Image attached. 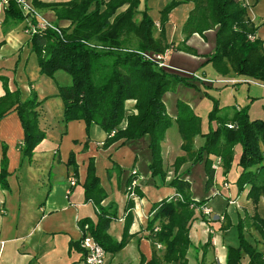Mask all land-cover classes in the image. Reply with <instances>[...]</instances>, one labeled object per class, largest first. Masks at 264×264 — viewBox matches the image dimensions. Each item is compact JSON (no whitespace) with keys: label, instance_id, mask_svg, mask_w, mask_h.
<instances>
[{"label":"trees","instance_id":"16d2710c","mask_svg":"<svg viewBox=\"0 0 264 264\" xmlns=\"http://www.w3.org/2000/svg\"><path fill=\"white\" fill-rule=\"evenodd\" d=\"M181 1L184 0H167L164 3L159 10L156 27L145 6L137 9L138 0H66L51 3L32 0L35 5L51 6L55 20L68 21L67 25L61 26V35L47 28L29 36L30 49L35 54L41 73L51 76L56 69H61L70 76L69 83L59 85L57 92L62 100L63 122L82 119L86 129L91 123H96L106 133L103 145L115 140L122 144L129 138L147 133L151 153V160L147 164L148 175L161 179L165 176L160 144L164 131L175 123L179 132V147L184 153L174 157L172 174L165 181L180 198L172 195L151 203V213L146 222L151 255L145 260L140 254L138 264H188L185 254L192 244L188 228L195 218L193 208L189 205L198 206L207 200V197L194 198L189 181L182 176L188 173L192 164L202 162L205 190L213 184L215 168L212 156L219 155L223 178L232 171L236 190L246 187L245 197L250 199L253 206L264 194V118L250 117L247 109L239 107L229 117L231 126H227L225 119L218 118L215 106L208 113L216 118V124L201 131L197 115L182 99L175 100L176 113L171 117L161 99L163 92L177 83L193 85L192 81L156 66L135 51L181 49L195 53L194 48L185 43V39L193 32L203 36L204 30L216 25L214 46L206 61L218 72L232 70L246 78L264 81L262 40L256 36L253 39L247 37L248 33H254L256 25L246 16L240 0H190L192 6L180 28L182 38L178 42L167 41L164 36L167 13ZM3 18L22 19L13 0H7ZM156 28L158 30L154 34ZM0 80L3 87L0 117L9 108L16 111L22 128L19 150L30 158L33 147L44 136V131L37 125L36 106L40 100L34 91L23 97L18 87L10 90L4 75H0ZM126 99L134 100L133 110L128 113H125ZM122 119L124 125L119 127ZM195 135L201 136L197 145L193 144ZM236 146L238 152L235 151ZM184 162L187 166L179 169ZM66 164L70 165L74 174L76 162L72 150L68 152ZM7 173L5 144L1 143L2 188L7 187ZM131 176L126 180L127 186ZM82 189L83 199L92 201L97 208L93 220L86 216L78 218L81 234L87 231L105 251H117L129 236L127 227L131 199L125 202L127 211L121 236L115 239L106 231L113 211L100 204L105 193L99 185L91 157L85 166ZM132 190L136 195H141L135 185ZM246 217L237 216L231 224L236 241L224 245L225 264H264L262 251L256 245L261 242L264 246V216L255 209ZM155 221H158V228L153 230ZM246 225L253 230L250 237L245 234ZM155 242L161 245L159 254L155 252ZM205 242L203 244H207ZM71 243L79 244V239Z\"/></svg>","mask_w":264,"mask_h":264},{"label":"crops","instance_id":"0c3cea01","mask_svg":"<svg viewBox=\"0 0 264 264\" xmlns=\"http://www.w3.org/2000/svg\"><path fill=\"white\" fill-rule=\"evenodd\" d=\"M39 1L51 3L66 0ZM166 1L138 0L137 9L147 6L148 13L154 15V22H157V11ZM240 2L245 6L248 19L256 25L254 36L262 40L264 47V0ZM33 5L47 19L60 26L67 25V20H55L51 6ZM191 6L192 1L184 0L168 11L164 26L166 40L179 41L182 38L181 23ZM123 7L124 5L119 9ZM151 11H154L153 15ZM215 28L216 25L207 28L203 36L193 32L185 39V43L193 47L195 53L168 49L166 60L172 67L168 68V71L186 75L187 72L195 73L193 71L199 66L209 67L210 62L206 61V58L214 46ZM204 70L201 71L202 75L198 74L204 79L191 80L193 85L183 87L184 85L177 83L175 93L169 90L163 92L161 99L170 116L175 115L174 98L178 97L177 92L180 93V99L186 101L191 109L198 105L203 98L201 91H206L205 87L212 85L206 81L210 78L204 76L206 71ZM0 75L6 77V85L10 90L18 87L23 97L34 91L40 100L36 106L37 125L44 131L43 138L33 147L30 158H27L18 146L22 128L16 111L9 108L0 117V152L1 143H4L8 171L7 187H0V264H83L80 244L71 242L81 236L78 218L86 216L93 220L96 216V205L90 200L83 199L82 181L89 157L93 159L95 174L105 193L100 204L113 211L106 227L112 238L118 239L121 236L127 211L124 207L125 202L127 199L132 201L129 208L127 241L115 252L106 251L105 264H138L140 254L147 260L151 255V241L146 222L151 213V203L162 197H169L175 192L165 181L172 173L171 167L165 168V179L148 175L147 164L151 160L149 135L143 133L139 137L125 140L122 144L115 140L103 145L106 133L96 123H91L86 129L82 119L63 122L62 100L57 92L59 85L69 83L70 76L61 69H56L51 76L39 71L35 54L30 49L29 35L23 31L22 21L3 18L1 4ZM231 84L237 87V82ZM2 93L0 80V95ZM133 102V99L125 100V113L133 110ZM238 106H235V110ZM231 115L232 112L228 116ZM248 115L250 116L249 113ZM123 124L124 119L119 125ZM165 133L166 130L160 142L162 158L165 152L167 155L173 152V156L183 154L178 147L179 139L174 137L169 140ZM70 150L73 151L76 162V172L73 174L75 182L72 185H68L67 182L68 176L72 174L70 165L66 164ZM198 164L196 162L190 166V172L182 174L189 181L194 198L197 196L192 192L191 186L195 178L191 176V170ZM201 167L203 172L201 179L204 182L202 163ZM131 169L135 172L131 173ZM130 174H132L130 186H127L126 180ZM132 185L139 189L141 195L135 194ZM213 188V184L209 186L205 195ZM208 232L210 235L211 229ZM189 238L192 242L190 235ZM154 249L159 254L161 245L157 246V243H154ZM185 255L189 261L188 249ZM203 255L214 258L215 264H225L224 250L218 255L213 249H208Z\"/></svg>","mask_w":264,"mask_h":264},{"label":"rangeland","instance_id":"374dc122","mask_svg":"<svg viewBox=\"0 0 264 264\" xmlns=\"http://www.w3.org/2000/svg\"><path fill=\"white\" fill-rule=\"evenodd\" d=\"M145 7H146V12L148 13L147 6ZM160 8L157 11L158 17H159ZM151 13L153 15L154 11H151ZM149 16L154 20L153 18L154 15L151 16L149 14ZM164 26H165V23H164ZM155 32L157 33L156 29H155ZM155 32L154 34H156ZM130 40H131V43H134L133 39H130ZM167 41H171V40H167ZM175 42H178V41H175ZM211 66H212L211 63L209 67L202 68L201 66H199L193 72L202 75L201 71L204 69L205 70L209 69ZM190 75H191L190 72L189 73L187 72L186 75H183V76L188 77L189 80H195V78L194 79L191 78L193 76H190ZM204 76L207 78H210V79H207L206 81H208L212 85L205 87L206 91H201L203 98L199 101L198 105L195 106L194 109H192L193 112L198 117L199 129L201 131H205L209 127H213L216 124V118L209 116V113H208V111L214 108L215 106L217 107V115H219L218 118L225 119L226 120L225 124L227 125L228 123L230 124V126H231V123L229 120L230 116L228 115H230L231 112L232 113L234 112L236 105H239L240 107H244L245 109H247V112L252 117H255L256 116L255 114H259L257 117L264 118V86L260 85V83H264V81L252 80V79L246 78L242 75L234 73L232 70H229L226 73H221V72H218L213 66L209 70L205 71ZM230 79H235V81L237 82V87H234L230 83V81H228ZM209 80H212V81H209ZM176 85L177 84H175L174 87L169 90L171 93H175ZM185 86L186 85H184L183 87ZM177 93H178V97H175L174 98L175 100L181 98L179 97L180 93L179 92ZM175 113H176V107H175ZM174 116H171V117H174ZM122 126L119 125V127H122ZM165 130H166L165 136L167 139L172 140L174 137H176V139H179V143H178V147H179L180 136H179V132L176 129L175 123H172L171 125H169ZM200 141H201V136L195 135L193 144L197 145ZM238 150H239L238 146H236L235 151L238 152ZM172 153L173 152H170L167 155V153L165 152L163 154L162 164L165 170L164 179L166 178L165 168L171 167L170 169L172 171L173 169L172 161L174 157L178 155L176 154L173 156ZM212 157H213L214 163H215V160H218L216 164L213 163L215 167V176H214V181H213L214 188L213 189L216 188L218 190V194L217 193L215 194L213 189H211L210 193H208V195H205L207 190L204 189L203 180L201 179L202 173H203L202 167H201L202 162H198L199 164L194 166L191 170V176L195 178L191 187H192V192L197 197H201V196L207 197V200H205V202H207V204L209 203L208 206L211 209L209 211L210 214L217 213V214H220L222 217L220 219L207 220L205 217V215H207L206 213H202L196 208L192 207L195 218L191 221V224L189 225V228H188V236L190 235L192 239V244L187 248L189 264H215L214 258L211 259L210 258L211 256L208 258V256L203 255V253L204 251H207L208 249H213L216 254L220 255L222 251L224 250V245L228 243L229 244L235 243L236 240H235L234 229L231 226V224L235 222L237 216H243L244 218H247L246 215H250L255 209L260 215L264 216V194L260 196L259 201L256 204V206H253V203L250 201V199L245 197L246 187H244L240 191H237L232 182L233 172L232 171L228 172V174L225 175L226 178H223L219 155L212 156ZM186 166H187L186 162H184L180 165L179 169H182L183 167H186ZM134 172L135 171H131V173H134ZM188 172L190 171L188 170ZM171 174L167 178H169ZM197 175L199 176L197 177ZM133 186L134 185H132L131 187L132 189H133ZM202 220L204 222H202ZM247 220L249 221V219ZM157 222L155 221L153 226L156 224L158 225ZM209 229H211L210 235H208ZM244 231H245V234L249 237H250V234L253 233V230L251 229V227H249V225L245 226ZM204 242L207 244H203ZM256 245L258 248L264 249V246L261 242H257ZM202 249H203V253L201 254ZM199 258H201V261L199 260Z\"/></svg>","mask_w":264,"mask_h":264},{"label":"built area","instance_id":"2783aa9c","mask_svg":"<svg viewBox=\"0 0 264 264\" xmlns=\"http://www.w3.org/2000/svg\"><path fill=\"white\" fill-rule=\"evenodd\" d=\"M17 7L19 8L21 14H22V28L25 33H27L29 36L33 34L36 31L44 30V29H52L55 31L58 35H61V26L56 24L54 21H51L47 19L45 16L41 15L35 6L32 4L30 0H13ZM7 3V0H0V4L2 8L5 7ZM242 4V3H241ZM244 5V4H243ZM155 26H158L157 22H154ZM247 37L249 39H253L255 36L253 33H248ZM90 45H93V43H89ZM100 46V45H97ZM126 50H132L131 48H124ZM139 54L142 55L145 59H148L152 61L156 66L168 69L172 68L167 62H166V53L167 49H164L163 51H151V50H140L135 49ZM191 76L194 78H197L198 80L203 79L202 76L191 73ZM256 80V79H252ZM212 81V80H209ZM231 83L236 82L235 79L228 80ZM260 85L264 86V83H260ZM227 126H230V124L227 123ZM218 162V160H215V163ZM216 166V165H215ZM215 168V167H214ZM131 171H134V169H131ZM68 185H72L75 182V178L73 174H70L68 176ZM69 191V187L66 188V192ZM214 193L218 194V190L215 188L213 189ZM175 197H179L180 195L178 193L173 194ZM172 196V195H171ZM189 206L196 208L202 213H206L205 215L207 220L211 219H220L222 216L220 214H210L209 211L211 210L207 203H203L200 205H192ZM96 210V208H95ZM210 214V215H209ZM84 228H86V224H84ZM158 225L153 226V230L157 229ZM79 244L82 248V263L83 264H105V257H106V251L103 249L101 244H99L93 236L89 232H83L81 236L79 237ZM160 245L157 243V246ZM262 256L264 257V249H261Z\"/></svg>","mask_w":264,"mask_h":264}]
</instances>
